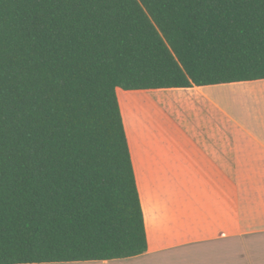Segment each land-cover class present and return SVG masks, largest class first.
Segmentation results:
<instances>
[{
    "label": "trees",
    "instance_id": "1",
    "mask_svg": "<svg viewBox=\"0 0 264 264\" xmlns=\"http://www.w3.org/2000/svg\"><path fill=\"white\" fill-rule=\"evenodd\" d=\"M264 80V0H0V264L147 252L117 97Z\"/></svg>",
    "mask_w": 264,
    "mask_h": 264
},
{
    "label": "crops",
    "instance_id": "2",
    "mask_svg": "<svg viewBox=\"0 0 264 264\" xmlns=\"http://www.w3.org/2000/svg\"><path fill=\"white\" fill-rule=\"evenodd\" d=\"M149 91L163 92L167 102L147 124L136 125L132 144L128 140L147 252L53 264H176L179 255L191 264L220 245L226 248L202 264H264V221L249 218L243 205L239 215L236 179L264 176V80ZM232 240L234 246L221 244Z\"/></svg>",
    "mask_w": 264,
    "mask_h": 264
},
{
    "label": "rangeland",
    "instance_id": "3",
    "mask_svg": "<svg viewBox=\"0 0 264 264\" xmlns=\"http://www.w3.org/2000/svg\"><path fill=\"white\" fill-rule=\"evenodd\" d=\"M163 96L165 97L164 93L159 91H117V97L119 100L120 108L122 109L124 125L130 144H132L133 141V134L136 125L139 123L147 124L148 120L151 119L150 112L156 110L158 106H164L166 104L167 97L164 98ZM144 100L146 103L144 102ZM142 107L148 109V111H146V114L141 109ZM131 151L133 153L132 148ZM224 178L225 177H223V179ZM234 179L235 177H232V183H234ZM236 179L239 193V215H241L240 206L243 205L246 211L245 213L248 215L249 218L252 217L254 221H264V176H243L236 177ZM137 180L140 186L142 199L146 200L145 196L147 197V195H145L144 191L145 182L139 174H137ZM242 202L244 203L241 204ZM228 242H232V245L234 246V240L225 241L221 244ZM224 248H226L224 245H220L219 247L213 248V251H211L210 253V255L212 256L202 255L206 254L205 251H202V254L197 255L198 258H194L191 261V264H202L204 262V259L206 261L212 262L214 259V254L216 253V249L218 252V250H224ZM174 260L176 261V264H184L187 261L181 255L175 257Z\"/></svg>",
    "mask_w": 264,
    "mask_h": 264
},
{
    "label": "bare ground",
    "instance_id": "4",
    "mask_svg": "<svg viewBox=\"0 0 264 264\" xmlns=\"http://www.w3.org/2000/svg\"><path fill=\"white\" fill-rule=\"evenodd\" d=\"M158 92V91H157ZM139 93V92H138ZM143 94V93H142ZM158 95V94H157ZM165 95V94H164ZM134 97V96H133ZM164 97V96H163ZM177 97V96H176ZM145 98V97H144ZM143 98V99H144ZM165 98V97H164ZM173 99V98H172ZM137 101V100H136ZM144 102H145V100H144ZM146 103V102H145ZM148 105V104H147ZM142 110H143V112L146 114V111H148V109L147 108H145V107H142L141 108ZM157 109V108H156ZM151 113V112H150Z\"/></svg>",
    "mask_w": 264,
    "mask_h": 264
}]
</instances>
